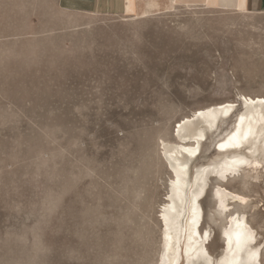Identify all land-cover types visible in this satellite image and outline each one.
<instances>
[{"label": "rangeland", "instance_id": "obj_1", "mask_svg": "<svg viewBox=\"0 0 264 264\" xmlns=\"http://www.w3.org/2000/svg\"><path fill=\"white\" fill-rule=\"evenodd\" d=\"M240 95L264 97V12L203 1L79 16L58 0H0V264H157L172 179L161 143H178L176 123L195 110ZM237 105L191 175L221 157ZM241 183L227 188L255 206L264 264V177ZM213 206L209 191L202 228H214L216 259Z\"/></svg>", "mask_w": 264, "mask_h": 264}, {"label": "bare ground", "instance_id": "obj_2", "mask_svg": "<svg viewBox=\"0 0 264 264\" xmlns=\"http://www.w3.org/2000/svg\"><path fill=\"white\" fill-rule=\"evenodd\" d=\"M152 6L157 12L158 5ZM139 13L148 11L144 6ZM237 103L243 112L214 146L221 157L197 166L191 175L189 166L200 156L203 139L216 132L221 122L233 118ZM176 124L173 137L179 142L161 143L172 179L158 214L161 252L157 264H261L258 235L247 214L255 206L227 186L231 181L257 184L264 177V97L240 95L236 101L195 110ZM212 178L217 182L211 188ZM209 191L214 201L209 219L214 225L224 222L218 232L222 248L216 259L206 245L215 236L214 228H202L206 217L202 201Z\"/></svg>", "mask_w": 264, "mask_h": 264}, {"label": "crops", "instance_id": "obj_3", "mask_svg": "<svg viewBox=\"0 0 264 264\" xmlns=\"http://www.w3.org/2000/svg\"><path fill=\"white\" fill-rule=\"evenodd\" d=\"M58 0L62 11L79 16H149L153 14V4H157L158 11H170L176 3H214L226 10H240L251 13L264 12V0ZM169 2V3H168ZM169 4V5H168ZM166 5V6H165ZM146 7L147 14L139 13ZM165 6V7H164Z\"/></svg>", "mask_w": 264, "mask_h": 264}]
</instances>
